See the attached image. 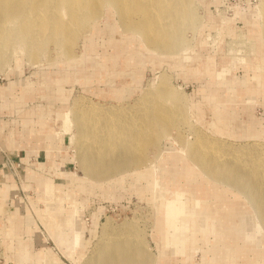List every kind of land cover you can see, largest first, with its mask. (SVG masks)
<instances>
[{
  "label": "bare ground",
  "instance_id": "obj_1",
  "mask_svg": "<svg viewBox=\"0 0 264 264\" xmlns=\"http://www.w3.org/2000/svg\"><path fill=\"white\" fill-rule=\"evenodd\" d=\"M194 3L195 0H0V72L12 61L18 64L20 58L33 63L70 59L67 63H72L82 27L87 25L90 39L98 35L108 39L113 53L104 63L97 62V65L108 71L112 69V77L115 73V77L122 78L132 67H143L148 59L144 60L145 55H161L165 60L179 54L183 57L178 63L189 62L186 52L191 46L184 34L187 30L191 32L190 29L194 34L197 28L199 17ZM259 15L264 36V0H261ZM124 53L135 59L120 60ZM149 62L157 63V58ZM211 65L210 60L203 62L207 76ZM226 72L227 69H221L214 79L222 86V81H226L224 89L234 96L239 95L240 91L228 88L231 81L236 84L237 78L224 79ZM254 79H257L256 85L247 81L239 84L240 87L246 84L249 90H253L252 97L260 92L262 82L260 76H254ZM90 80L89 75L83 79L86 83ZM57 86H60L59 82ZM8 89L0 88V93L4 94ZM133 90L132 87L131 92L128 91L129 96ZM37 92L40 97L47 98L45 100L51 95ZM116 92L117 95L109 90L99 91L102 97L110 96L119 102L115 105L84 103L83 99H75L69 109L57 112L53 118L60 122L64 134L69 135L75 129L68 141L75 149L74 158L85 179L115 182L120 180L115 177L131 171L139 170L136 173L139 176L140 169H143L142 174L155 176L152 186L155 188L156 216L152 222V237L157 241L159 257L154 259L150 254L145 234L135 223L125 221L113 226L107 218L89 260L98 264H134L143 258L156 264H171L168 261L172 256L182 255L187 264L199 239L209 237L214 238L216 258L214 262L205 261V264H264V249L259 243L264 237V146L250 142L233 144L223 139L226 135L230 138H245L242 135L246 134L258 137L251 124L241 127L240 134L236 132L238 124L234 120L226 122L224 116L227 113L216 106L213 95L205 100V104H210L211 121L203 123L211 135L199 132V125L195 126L191 121L194 116L188 112L184 95L171 89L165 74L159 75L155 86L134 98L133 105L123 103L125 96ZM54 94L62 100L60 92ZM179 128H186L192 138H185L188 133L177 135L174 140L178 148L160 149L159 141L163 138L171 141V130ZM25 132L36 139L37 147H44V140L54 138L47 126L42 127L41 136H34L29 130ZM6 145L14 147V142L9 140ZM151 147L153 152L149 157ZM158 169L162 173L157 182ZM202 179L209 185L201 186ZM2 186L0 197H5V183ZM78 188L84 191L83 186ZM220 188L227 196L220 193ZM45 189L47 210L41 218L51 226L58 244H67L64 231L72 229L73 249L79 247L83 243L80 240L81 226L75 217L78 215L77 205L66 210L60 207L62 197L70 200L76 194L58 188L56 199L52 200V189ZM233 194L232 199L229 195ZM2 204L0 216L4 214ZM12 213L7 216V233L16 236L17 207ZM20 247L18 257L24 263L35 260L37 264H49L55 258L50 249L42 250L45 254L37 257L30 253L28 245ZM54 261L58 264L56 259Z\"/></svg>",
  "mask_w": 264,
  "mask_h": 264
},
{
  "label": "rangeland",
  "instance_id": "obj_2",
  "mask_svg": "<svg viewBox=\"0 0 264 264\" xmlns=\"http://www.w3.org/2000/svg\"><path fill=\"white\" fill-rule=\"evenodd\" d=\"M260 4L261 0H195V11L199 17L197 28L194 34L192 29L191 32L185 31L184 34L191 46L186 52L189 55V62L178 63L183 57L179 54L166 57L165 60L161 59V55L155 57L152 54L148 57L145 55L144 60L148 59L143 67H132L127 71L128 75L122 78L115 77V73L112 77V69L108 71L97 65V62L104 63L113 53L108 39L104 35L90 39L87 25L82 27L72 63H67L70 59L59 62L41 60L33 63L20 58L18 64L12 61L9 67L0 72V88L9 87L4 94L0 93V128L3 127L0 130V169H4L6 174L4 182L6 196L0 197L3 203L0 204L5 206L1 208L4 209V214L0 216V264H37L35 260L29 263L19 260L20 246L24 244L31 247L30 253L37 257L45 254L44 249H50L55 258L51 259L49 264H57L55 259L58 264H98L90 261L88 257L96 247L102 225L107 218L113 226L121 225L125 221L135 223L137 229L143 230L145 234V244L150 254L154 259H158L157 241L152 237V222L156 216L154 215L156 199L153 198L155 188L152 186L155 176L152 177L150 173L142 174L143 169H140L139 176L136 174L139 170L131 171L132 173L115 177L120 179L115 182H91L85 179L74 158L75 149L68 141L69 136L75 133V129H72L69 135L64 134L60 122L54 121L53 117L57 112L69 109L75 99H83L84 103L107 105L119 103L110 96L102 97L99 91L109 90L116 95V91H120L122 96H125L123 103L133 105L134 98L155 86L159 75L165 74L171 89L184 95L188 112L194 116L191 117V121L195 126L199 125V132L211 135L208 126L204 125L212 118L210 104L209 106L205 104V100L214 95L216 106L227 113L224 116L226 122L234 120L238 124L235 127L236 132L240 134L241 127L251 124L252 129L259 134L258 137L252 134L242 135L245 138H230L226 135L223 139L233 144L250 142L264 146V36L259 15ZM50 50L53 52L52 46ZM131 58L133 57L124 53L119 59ZM156 58L157 63L149 62L150 59ZM205 60H210L213 64L209 76L203 67ZM221 69L228 70L224 74V79L237 78L236 84L231 81L228 88L240 91L239 95L228 94L224 89L226 81H222L224 83L222 86L219 84L221 82L217 83L214 79L216 72H220ZM88 75L91 80L86 83L83 79H87ZM254 76H260L262 82L260 92L252 97L253 90H249L246 84L241 87L239 84L247 81L250 85H256L257 79H254ZM58 82L60 86H57ZM132 87L135 91L133 90L134 93L129 96ZM37 91L49 92L54 96L50 95L48 100H45L47 98L40 97ZM56 92L61 93L62 100L55 96ZM43 126L51 129L54 138H47L44 140V147H37L36 139L24 131L29 130L34 136H41ZM186 130V128L171 130L169 137L171 141L161 139L159 148L162 150L178 148L174 138L177 135L184 136L188 133ZM191 136L188 133L185 138L191 139ZM9 140L14 142V147L6 145ZM148 152V156H152L153 148H149ZM26 169L29 178L27 181L24 179ZM158 172L157 182L161 180L159 177L162 173L160 170ZM3 181L4 179L0 178V189L3 187L1 183ZM202 182L201 186L209 185L208 181L202 179ZM81 186L84 191L78 188ZM46 187L52 189L54 195L51 196L52 200L56 199L58 188L65 192L72 190L76 194V197L70 200L62 197L60 207L66 210L77 205L78 215L75 217L78 219L79 227L81 226L80 240L83 243L79 247L73 249L72 229L64 231L69 247L67 244H58L52 235L51 226L41 218L47 210ZM220 189V193L227 196L225 190ZM234 195L229 196L233 199ZM15 206L19 213L15 221L16 236H12L7 233L9 226L7 216L13 215L10 212L15 210ZM220 219L219 217L218 220ZM60 235L63 237V234ZM207 238L199 239L197 248L189 255L187 264L215 261L214 238ZM259 243L262 244L260 248L264 249V237ZM171 258L168 261L171 264H185L182 255H174ZM134 264L156 263L142 258Z\"/></svg>",
  "mask_w": 264,
  "mask_h": 264
},
{
  "label": "crops",
  "instance_id": "obj_3",
  "mask_svg": "<svg viewBox=\"0 0 264 264\" xmlns=\"http://www.w3.org/2000/svg\"><path fill=\"white\" fill-rule=\"evenodd\" d=\"M229 94V93H228ZM228 97H230V95H228ZM28 154V153H27ZM28 157V156H27ZM26 157V158H27ZM25 159V158H24ZM26 171H27V169H26ZM33 173V172H32ZM5 171H4V169H0V178L1 179H4V181L6 182V178H5ZM31 176H32V174H31ZM26 181H27V179H29L28 178V171H27V173H26V177L24 178ZM23 179V181H24V183H25V180ZM4 181L3 182H1V183H4ZM16 191H17V189H16ZM8 203V200H7V202H6V204ZM5 207V206H4ZM15 211V210H14ZM13 211H11L10 213H12ZM10 213H8V214H10ZM14 222H15V220H14Z\"/></svg>",
  "mask_w": 264,
  "mask_h": 264
}]
</instances>
